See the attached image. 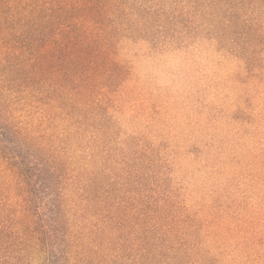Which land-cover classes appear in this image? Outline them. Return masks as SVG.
<instances>
[{"label": "rangeland", "instance_id": "rangeland-1", "mask_svg": "<svg viewBox=\"0 0 264 264\" xmlns=\"http://www.w3.org/2000/svg\"><path fill=\"white\" fill-rule=\"evenodd\" d=\"M0 264H264V0H0Z\"/></svg>", "mask_w": 264, "mask_h": 264}, {"label": "trees", "instance_id": "trees-1", "mask_svg": "<svg viewBox=\"0 0 264 264\" xmlns=\"http://www.w3.org/2000/svg\"><path fill=\"white\" fill-rule=\"evenodd\" d=\"M46 30V29H45ZM47 37H49L48 36V32H47V35H46ZM67 44H69V42H67ZM56 45L58 46V43H57V40H51V42L50 43H48V46L46 47V45L43 47V52H42V54H43V56H53V54L55 53V51H56ZM74 49V48H73ZM69 50V52L66 54V56L67 57H69V56H72V55H74V54H76V53H78V54H80V53H82V50Z\"/></svg>", "mask_w": 264, "mask_h": 264}]
</instances>
